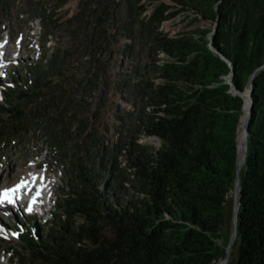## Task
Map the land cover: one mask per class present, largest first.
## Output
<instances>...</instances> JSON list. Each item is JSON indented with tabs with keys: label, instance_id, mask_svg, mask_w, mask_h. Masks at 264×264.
<instances>
[{
	"label": "trees",
	"instance_id": "trees-1",
	"mask_svg": "<svg viewBox=\"0 0 264 264\" xmlns=\"http://www.w3.org/2000/svg\"><path fill=\"white\" fill-rule=\"evenodd\" d=\"M13 1L0 0V13L9 11ZM170 1L81 0L80 9L62 25L76 34L90 16L99 21L83 45L76 42L85 59L72 58L76 49L56 47L29 65L28 82L15 76L19 90L7 93L4 110L10 120L0 125V143L11 134H47L54 155L69 161L72 188L61 198L59 214L42 241L32 229L22 235L33 249L32 264H215L223 258L226 248L217 239L236 183L238 129L246 102L224 77L230 74L235 88L244 92L254 73L234 264H264V0ZM150 4V14L143 17ZM182 11L217 22L213 39L209 28L176 35L160 29ZM41 20L45 46L56 20L50 13ZM108 20L132 39L126 56L134 60L139 46L145 57L133 63L140 76L131 85L139 103L135 120L139 132L160 139L158 147L138 142L139 134L123 140L127 159L121 174L114 172L112 159L108 164L99 152H88L92 144L87 140L98 142L93 136H99L90 124L93 113L78 119L81 102L89 112L90 99L107 98V56L88 50L111 45ZM160 52L167 54L164 61ZM77 64L83 67L80 73L73 68ZM15 92L19 99L38 96L40 101L35 106L14 103ZM43 96L48 98L43 101ZM75 134L78 139L84 134L81 142ZM97 145L105 148L102 140Z\"/></svg>",
	"mask_w": 264,
	"mask_h": 264
},
{
	"label": "rangeland",
	"instance_id": "rangeland-1",
	"mask_svg": "<svg viewBox=\"0 0 264 264\" xmlns=\"http://www.w3.org/2000/svg\"><path fill=\"white\" fill-rule=\"evenodd\" d=\"M62 1L63 0H14L9 8L10 12L6 11L5 13H0V40H4V38L9 37V35H11L13 39L7 54L8 61L0 63V65L2 64L7 67L6 72L5 70H0V83H2L1 81H5V84L2 83L5 92L3 91L4 89L0 87V125L8 123L10 120L9 113L4 110V106H7V91L9 92L14 88L19 90L14 75L16 76L19 73L21 82L25 84L28 82L30 76L29 65L38 62L43 56H50V53L56 47L62 49H76L71 53L72 58L78 59V62L85 59L84 56L80 55L85 50L81 46L76 48V42H81L80 45H83L82 42L85 40V35L87 33L90 34L91 31H96V27L101 24L96 20V17L92 15L85 21V25L83 23L77 33L74 34L67 29L65 25H62V22L70 18L80 9L81 0H66V3H62ZM165 1L171 3L170 0ZM151 8L152 5H148L147 10L142 16L148 17ZM33 11L35 12L34 14H32ZM49 13L53 14L56 22L52 24V35L47 37L48 42L46 41V45L42 48L44 31L41 17ZM195 17L196 15L194 13L182 11L175 17L165 20L160 29L170 35L197 32L198 29L202 28L214 30L215 23L212 20L203 19L201 17L197 19ZM104 25L107 27L109 34L113 37L111 45L109 44V46L107 44V50L105 49L104 51L100 49L97 51L91 46L88 51L92 50L96 57L99 58L107 56L105 59L106 76H108L106 77V81H110L109 87L106 89L107 98L104 102L100 100L92 101L90 99L89 101L92 104L90 105L89 112L84 107L86 103L81 102L80 106H78V119H84L87 115H90L88 113H93L90 124L99 134V136L93 137L96 138L98 142H101V140L104 141L105 146L103 147L105 148H100L98 145L95 146L96 143L98 144L95 140H87V142L92 144L88 152L90 155H95L96 151L99 152L97 155L99 157H105V162L108 164H110V159H112L111 162L114 172L121 174V170H124L126 167L125 162L127 159L124 153L125 146L121 145L123 140L139 134L138 141L140 140L141 142H139L141 144L148 146L152 145L153 147H158L160 145V140L157 136L150 137L144 135L141 131L139 132V130H137V121L135 120L139 103L137 98L131 93L133 90L131 85H134L136 81L140 80V76H137L134 70V64L143 61V59L145 60V57L140 51L138 53L137 49H139V46L135 48L137 54L134 60L126 56L124 52L125 46L127 43L130 44L132 39L126 36L124 31H118V25H114L111 20H108ZM3 30L4 32H2ZM211 32L208 34L209 38ZM103 39L102 37V40ZM43 49L44 53L42 56ZM166 56L167 54L164 55V53H160V61H164ZM73 68L77 69L75 71L78 73L83 71V67L80 68L79 64ZM95 69L96 68H93V71ZM224 78L225 81L228 82L227 76ZM57 81L58 79L55 76L54 82L56 83ZM7 85H9V88ZM249 87L247 89H249ZM42 89L45 93L49 92L47 87H43ZM246 91L244 92L245 95ZM99 92L100 90H96L95 95H99ZM18 96V92L13 94L14 103L21 102L24 104L25 102H30L35 106L40 101L38 96H33V98L28 101L27 99H19ZM47 98L48 97L45 96L43 101ZM246 99H248V96H246ZM99 102L103 104L100 105ZM98 106H101V108H98ZM125 111L130 114H125ZM94 114L96 116H94ZM74 127H77V122ZM74 136H76V141L80 142L82 138H84V134L80 135L79 139L76 134ZM48 142H51V139L47 134L43 132H31L25 135H7L4 141L0 143V190L5 186L15 184L19 179L27 178L34 170L35 162L42 161V167L37 171L45 172V170L49 168L50 172L48 173V179H50L51 184L49 195L55 199L46 206V209L51 210L46 212L43 216L37 215L34 217H27V214L23 212H19L17 215L16 212L12 211L0 212V216L3 219L0 223H4V229L2 228V230H0V262L7 259L9 261L11 253L14 252L17 257L13 259L12 264H32L30 260L33 257V249L21 238L20 235L22 232H20L18 228H31L33 230L32 236L38 239L37 241H42L43 234H46V229H48L52 221L56 220L59 214V205L60 202H62L61 198H64L65 195L72 192L68 167L66 165L69 161L61 159L59 155L55 156L51 147L47 145ZM73 142L74 140H70V143ZM117 148H120L122 151H117ZM41 150L42 154L40 155L39 153H41ZM115 153L117 154V159L113 158ZM233 207L234 194L232 191L226 206L227 221L221 231V238L217 239V244L221 248H226L233 234ZM25 210L27 211V209ZM78 220L80 219L78 218ZM231 249V258L228 264H234L235 261L236 246L233 245ZM26 259H29V261L25 263L24 261Z\"/></svg>",
	"mask_w": 264,
	"mask_h": 264
},
{
	"label": "bare ground",
	"instance_id": "bare-ground-1",
	"mask_svg": "<svg viewBox=\"0 0 264 264\" xmlns=\"http://www.w3.org/2000/svg\"><path fill=\"white\" fill-rule=\"evenodd\" d=\"M10 40H11L10 37H7V38L5 37L4 40H2L0 43V63H4V62L8 61L7 53L10 49ZM160 53H164V52H160ZM164 55H166V54L164 53ZM159 56H160V54H159ZM243 94H244L245 99H246V96H248V99H246L244 109H243V113H242L241 120H240L239 129H238V146H239L240 153L243 151V142L244 141H242V139H243V137L245 139V135H244V133H245V122H246L248 110L250 107V105H249L250 87H249V89H247L246 95H245V93H243ZM143 133H144V135H147L150 137L155 136V135H149L145 132H143ZM33 177H40V178L34 180ZM19 180H21V179H19ZM19 180L15 184L5 186L0 190V200H4L6 188H10V187L16 188L19 185L18 184ZM22 180L27 182V187H22V188H20L19 191H16L14 193H9L11 198L14 201H18V199H17L18 192L23 193L24 196H27L28 194L30 196L33 195L35 200H36L34 203L29 199V197H27V198H24L22 201H18L19 204L20 205L24 204L25 206H28V207L29 206L33 207V206H35V204H40L42 207V210H45V206H48V204H49L48 198L51 197V195H49V193H50L49 189L51 186L50 179H48V177L46 175H44V172L38 173V171H32L27 178H23ZM36 184L38 185V187L35 186ZM126 184H128V183H126ZM37 193H39V195H37ZM48 195H49V197H48ZM12 205L13 204H10L7 201H5L3 204H0V212L4 213V211H9V212L12 211V209H13ZM1 220L3 221L2 217L0 218V221ZM3 226H4V223L1 222L0 223V230H2ZM231 252H232V249H231ZM7 261H8V259L0 262V264H6ZM9 261H10V259H9ZM216 264H225L224 258L219 260L218 262H216Z\"/></svg>",
	"mask_w": 264,
	"mask_h": 264
},
{
	"label": "water",
	"instance_id": "water-1",
	"mask_svg": "<svg viewBox=\"0 0 264 264\" xmlns=\"http://www.w3.org/2000/svg\"><path fill=\"white\" fill-rule=\"evenodd\" d=\"M216 24H217V22L215 23L214 30L211 32V36H210L211 40L213 39V34L215 33V31L217 29ZM210 45L214 51H217V49L213 47L212 43H210ZM255 74L256 73H254L250 79V98H249L250 107H249L248 115H247L246 122H245L244 149L241 153H240V151H238L236 183H235V187L233 190V192H234L233 234H232V237L230 238V240L226 246L225 256H224L225 264L229 263V260L231 258V247L234 245V243L237 239V234H238L239 189H240V180H241L240 170L242 169V167L245 163V159H246L247 151H248V135H249L248 126H249V122H250L251 108H252V103H253V99H252L253 82H252V80H253ZM227 79H228V82L231 84V91L234 94H241L244 97V94H243L244 92L238 91L235 88V86L233 85L232 76L230 74L227 76Z\"/></svg>",
	"mask_w": 264,
	"mask_h": 264
},
{
	"label": "snow or ice",
	"instance_id": "snow-or-ice-1",
	"mask_svg": "<svg viewBox=\"0 0 264 264\" xmlns=\"http://www.w3.org/2000/svg\"><path fill=\"white\" fill-rule=\"evenodd\" d=\"M39 178H40V177H33L34 180H35V179H39ZM22 187H27V182H25V181H21V183H20L16 188L6 190L5 195H4V200H0V204H3L5 201H7V202L10 203V204H15V201L11 198V196L9 195V193H10V192H11V193H14V192H16V191H19L20 188H22ZM37 195H39V193H37ZM34 202H35V201H33V203H34ZM27 211H28V212H31V211H32L31 206H29V207L27 208Z\"/></svg>",
	"mask_w": 264,
	"mask_h": 264
}]
</instances>
